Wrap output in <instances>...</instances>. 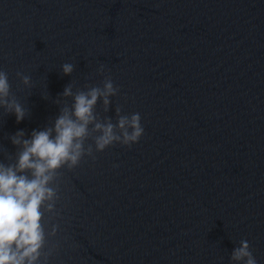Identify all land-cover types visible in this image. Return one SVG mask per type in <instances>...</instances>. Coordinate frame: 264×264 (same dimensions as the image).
<instances>
[{
  "label": "water",
  "instance_id": "95a60500",
  "mask_svg": "<svg viewBox=\"0 0 264 264\" xmlns=\"http://www.w3.org/2000/svg\"><path fill=\"white\" fill-rule=\"evenodd\" d=\"M0 69L27 112L0 109V161L105 76L119 91L96 120L119 107L144 129L96 152L89 126L95 159L58 171L42 264H231L241 240L264 264V0H0Z\"/></svg>",
  "mask_w": 264,
  "mask_h": 264
},
{
  "label": "clouds",
  "instance_id": "9594fccd",
  "mask_svg": "<svg viewBox=\"0 0 264 264\" xmlns=\"http://www.w3.org/2000/svg\"><path fill=\"white\" fill-rule=\"evenodd\" d=\"M62 71L70 75L73 64L64 63ZM105 71L101 64L97 72ZM21 84L31 85L28 75L18 72ZM110 76H105L103 86L90 87L86 92L73 94L69 85L63 96L71 97L72 104L61 109L50 127L33 130L25 137L23 130L17 131L11 142L18 147L14 163L0 161V264H42L41 250L45 246V211L55 213L58 199L54 181L62 168H75L81 158L88 155L95 159L93 147L85 148V141L91 132L96 152L119 143L131 146L137 143L144 133L139 113L121 114L117 108V120L101 123L96 120L94 108L98 99L105 107L110 97L118 93ZM0 109L4 114L11 113L16 121H22L26 108L11 93L8 73L0 69ZM57 225L53 224L50 235L55 236ZM231 264H257L250 251L249 243L241 240L234 247ZM43 264H48L47 257Z\"/></svg>",
  "mask_w": 264,
  "mask_h": 264
}]
</instances>
